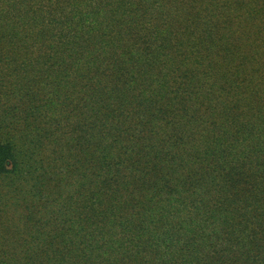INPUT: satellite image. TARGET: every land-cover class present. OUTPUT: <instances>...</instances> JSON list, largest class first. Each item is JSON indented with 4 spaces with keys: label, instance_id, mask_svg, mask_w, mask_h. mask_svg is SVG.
Returning a JSON list of instances; mask_svg holds the SVG:
<instances>
[{
    "label": "trees",
    "instance_id": "1",
    "mask_svg": "<svg viewBox=\"0 0 264 264\" xmlns=\"http://www.w3.org/2000/svg\"><path fill=\"white\" fill-rule=\"evenodd\" d=\"M264 0H0V264H264Z\"/></svg>",
    "mask_w": 264,
    "mask_h": 264
},
{
    "label": "rangeland",
    "instance_id": "2",
    "mask_svg": "<svg viewBox=\"0 0 264 264\" xmlns=\"http://www.w3.org/2000/svg\"><path fill=\"white\" fill-rule=\"evenodd\" d=\"M262 47H264V45Z\"/></svg>",
    "mask_w": 264,
    "mask_h": 264
}]
</instances>
